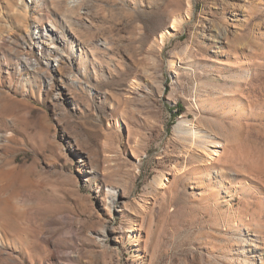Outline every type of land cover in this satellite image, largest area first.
<instances>
[{"label": "rangeland", "instance_id": "1", "mask_svg": "<svg viewBox=\"0 0 264 264\" xmlns=\"http://www.w3.org/2000/svg\"><path fill=\"white\" fill-rule=\"evenodd\" d=\"M25 1L0 0V264H264V0Z\"/></svg>", "mask_w": 264, "mask_h": 264}, {"label": "bare ground", "instance_id": "2", "mask_svg": "<svg viewBox=\"0 0 264 264\" xmlns=\"http://www.w3.org/2000/svg\"><path fill=\"white\" fill-rule=\"evenodd\" d=\"M32 1L39 3V0H26L25 2L31 3ZM175 20H176V18L172 21V24L170 25L171 29H175ZM54 29H55V26L53 24L49 23V24H47V27H45L44 30L45 31H48V30L54 31ZM168 33H170V31H168ZM32 35L35 38L40 37V40L37 41L38 48L45 49L48 54H56V52H57L56 47L54 45L45 43V41L43 39H41V37H45V35H47V34H44V35L39 34V36H38L37 31H34ZM164 36H165V32H162L159 35V40H163ZM23 43L26 44L25 41ZM59 56H60V53H59ZM17 59L19 60V64H26L28 66H36L37 65L36 59L30 57L27 54H24L23 56H19V57H17ZM183 121H184V119H181L174 126L175 131L180 135L187 136L191 145L197 144L199 147L203 148L206 151L207 155H210L211 159L216 158L220 154V147L222 146L220 141H216L212 147H208L206 144L207 143L206 140L197 139L198 135H197V130H196L195 126L193 125L191 127L184 128L182 125ZM1 226H0V234H1V230L3 229V227H1Z\"/></svg>", "mask_w": 264, "mask_h": 264}]
</instances>
